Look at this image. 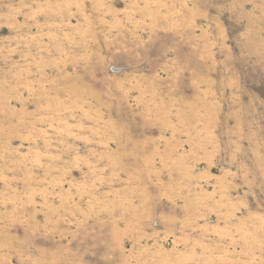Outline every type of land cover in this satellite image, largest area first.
Returning a JSON list of instances; mask_svg holds the SVG:
<instances>
[{
    "label": "rangeland",
    "instance_id": "1",
    "mask_svg": "<svg viewBox=\"0 0 264 264\" xmlns=\"http://www.w3.org/2000/svg\"><path fill=\"white\" fill-rule=\"evenodd\" d=\"M0 264H264V0H0Z\"/></svg>",
    "mask_w": 264,
    "mask_h": 264
}]
</instances>
